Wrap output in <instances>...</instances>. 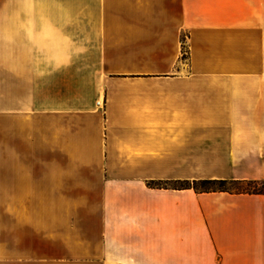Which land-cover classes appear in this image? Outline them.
Wrapping results in <instances>:
<instances>
[{
    "label": "crops",
    "instance_id": "0c3cea01",
    "mask_svg": "<svg viewBox=\"0 0 264 264\" xmlns=\"http://www.w3.org/2000/svg\"><path fill=\"white\" fill-rule=\"evenodd\" d=\"M0 55L6 237L35 197L43 260L264 264V192L184 184L264 180V0H0Z\"/></svg>",
    "mask_w": 264,
    "mask_h": 264
},
{
    "label": "rangeland",
    "instance_id": "374dc122",
    "mask_svg": "<svg viewBox=\"0 0 264 264\" xmlns=\"http://www.w3.org/2000/svg\"><path fill=\"white\" fill-rule=\"evenodd\" d=\"M3 55H0V158H17L35 156V152L30 150L29 144L35 138L36 128L30 126L29 118H23L20 113L10 112L11 106L17 102L16 87L10 79L11 71L4 69ZM9 73V76H8ZM101 101V100H100ZM101 103V102H100ZM23 137V141H22ZM219 184H208L205 187L217 188ZM223 188L233 190H259L264 192V180L254 183L224 184ZM4 197H0V264H116L115 262H102L98 256H81V258H69L62 255L64 259L58 261L43 260L44 254H50L49 247L38 245L36 240L37 232V198H26L21 200L18 207L24 211L25 223L20 224V220L13 219L7 222L13 228V237H6L5 224L8 219L3 214L5 206ZM17 199H13L16 205ZM19 214L20 213H16ZM12 234H10L12 236ZM12 242V243H11ZM10 243V244H8ZM67 247H61L63 249ZM77 253L83 249L76 247ZM73 250V249H72ZM65 252V251H64ZM78 257V256H77ZM92 257V259H91Z\"/></svg>",
    "mask_w": 264,
    "mask_h": 264
},
{
    "label": "trees",
    "instance_id": "16d2710c",
    "mask_svg": "<svg viewBox=\"0 0 264 264\" xmlns=\"http://www.w3.org/2000/svg\"><path fill=\"white\" fill-rule=\"evenodd\" d=\"M254 183L256 181H234V180H224V179H201V180H190L187 181L186 184L188 187L193 188L194 190L198 191H215V190H221V191H233V192H248V193H261L259 190H239L237 188H232L233 190H227L226 188H223L224 184H242V183ZM208 184H219L220 186L217 188H211V187H205Z\"/></svg>",
    "mask_w": 264,
    "mask_h": 264
},
{
    "label": "bare ground",
    "instance_id": "6f19581e",
    "mask_svg": "<svg viewBox=\"0 0 264 264\" xmlns=\"http://www.w3.org/2000/svg\"><path fill=\"white\" fill-rule=\"evenodd\" d=\"M99 103H100V100H99Z\"/></svg>",
    "mask_w": 264,
    "mask_h": 264
}]
</instances>
